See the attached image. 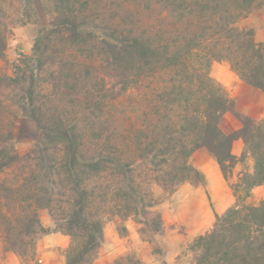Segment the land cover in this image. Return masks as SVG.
Instances as JSON below:
<instances>
[{
	"label": "trees",
	"instance_id": "1",
	"mask_svg": "<svg viewBox=\"0 0 264 264\" xmlns=\"http://www.w3.org/2000/svg\"><path fill=\"white\" fill-rule=\"evenodd\" d=\"M258 1L53 0L56 16L35 42V69L0 77L13 87L27 82L11 99L41 134L22 156L0 151V174L22 165L14 182L0 181L5 250L37 264L38 239L61 233L70 240L64 264H93L109 217L142 215L159 233L160 215L146 218L160 201L152 187L171 194L203 184L191 162L205 151L235 201L188 246L194 264H264V199L246 203L264 187V119L236 113L210 75L213 62H225L264 94V40L240 25ZM246 158L252 169L228 182ZM39 209L52 227L41 225ZM110 264L143 263L126 255Z\"/></svg>",
	"mask_w": 264,
	"mask_h": 264
},
{
	"label": "rangeland",
	"instance_id": "2",
	"mask_svg": "<svg viewBox=\"0 0 264 264\" xmlns=\"http://www.w3.org/2000/svg\"><path fill=\"white\" fill-rule=\"evenodd\" d=\"M55 16L53 0H0V49L3 48V52H0V77H12L15 68H23L25 65L29 70L35 69V42L51 29ZM240 25L253 28L256 39L264 40V0L258 1L256 9ZM210 75L231 99L236 113L255 120L264 119V94L244 84L227 63L213 62ZM40 78L41 89L47 92L49 87L44 82L45 74L42 73ZM26 83L21 82L19 87H25ZM19 87L0 84V151L11 153L13 147V151L22 156L38 144L41 134L11 99L12 94L19 93ZM225 119L233 130L238 129L239 122L235 114H227ZM236 148L235 142L232 151ZM203 154L209 155L201 151L192 159L191 163L197 168L203 160ZM236 165L240 170L238 173L235 171ZM235 166L228 179L230 183L236 182L244 171H250L252 161L246 158ZM21 170V164L5 169L0 174V181L14 182ZM209 186L207 178L201 185L182 184L171 194L153 186L154 196L160 201L153 208V215H147L146 218L152 222L156 214L160 215L162 226L159 233L154 234L143 225L145 217L142 215L127 219L109 217L104 225V242L93 264H110L126 255L135 256L143 264H194L188 246L196 237L211 230L214 224V216L210 211ZM252 195L246 203L259 202L255 200L258 195ZM38 215L44 228L52 227L53 222L47 210L39 209ZM56 234L66 237L67 241H43L47 235L41 236L36 243L37 264H64L70 240L61 233ZM15 257L17 264H20L18 257ZM0 264H16L15 259L5 250L1 237Z\"/></svg>",
	"mask_w": 264,
	"mask_h": 264
},
{
	"label": "crops",
	"instance_id": "3",
	"mask_svg": "<svg viewBox=\"0 0 264 264\" xmlns=\"http://www.w3.org/2000/svg\"><path fill=\"white\" fill-rule=\"evenodd\" d=\"M236 147H237L236 150H233L232 153L236 157H239L241 154V150H242L241 141H236ZM202 157H203V160L198 164V169L204 174L205 178H207L210 182L209 194H208L209 201L211 203L210 211L213 216L215 214L220 215L224 213L226 209H228L234 204V201H235L234 196L232 192L229 190L226 182L224 181L220 173L219 167L217 163L215 162V160L207 154H203ZM235 171L236 173L240 171L238 168V165L235 166ZM252 194H253L252 195L253 197L258 195L255 197V200L257 201L264 199V187L259 186V187L254 188L252 191ZM46 237L47 238H45L43 241H45L46 239H53V240L61 239L62 241H65V242L67 241L66 237H62L61 235H58L56 233L47 235ZM183 240L185 241L184 238ZM8 253L15 259V262L17 264L18 262H17L15 255L10 252Z\"/></svg>",
	"mask_w": 264,
	"mask_h": 264
}]
</instances>
